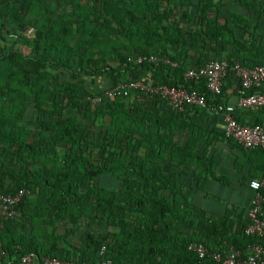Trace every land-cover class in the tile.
Listing matches in <instances>:
<instances>
[{
	"label": "trees",
	"instance_id": "trees-1",
	"mask_svg": "<svg viewBox=\"0 0 264 264\" xmlns=\"http://www.w3.org/2000/svg\"><path fill=\"white\" fill-rule=\"evenodd\" d=\"M263 19L264 0H0V194L28 191L17 217L0 216V264L25 255L99 264L102 246L114 264H195L192 241H256L242 213L193 201L205 172L191 167L199 139L220 114L197 105L178 112L141 92L91 98L102 91L97 81L148 73V84L226 103L232 83L243 92L232 70L216 97L184 72L210 60L263 63ZM139 54L158 62L128 60ZM236 112L254 110L234 116L264 125Z\"/></svg>",
	"mask_w": 264,
	"mask_h": 264
},
{
	"label": "built area",
	"instance_id": "built-area-1",
	"mask_svg": "<svg viewBox=\"0 0 264 264\" xmlns=\"http://www.w3.org/2000/svg\"><path fill=\"white\" fill-rule=\"evenodd\" d=\"M25 34L33 36V30L29 28ZM136 63L146 60L157 63L156 56L136 55L128 57ZM164 62H170L167 59ZM171 63V62H170ZM173 66L176 63H171ZM232 70L235 78L243 89L236 103L214 102L208 105L204 95L196 90L169 86L163 83L148 84L143 79L128 80L117 83L103 89L99 94L91 98L92 102L101 101L104 98L127 96L141 92L148 96H159L165 100L168 106L178 112L183 111L186 105H197L212 114L222 116V129L226 138L245 149H260L264 153V125L242 124L234 116L238 109H264V62L254 67H247L239 62L230 64L226 60H210L202 66L190 68L184 72L186 80L204 79L206 87L213 97L221 93L222 85L228 70ZM248 186L252 190L250 204L246 212V226L244 233L256 237L244 248H237L224 242L222 245L209 248L202 242L192 241L187 245V250L196 256L195 264H264V174L251 178ZM27 190L20 189L15 194H0V216L15 218L19 215L18 204ZM105 246L99 250L102 257L99 264H114L111 258L105 257ZM16 264H35L31 255L20 257ZM39 264H91L79 259H61L55 257H43Z\"/></svg>",
	"mask_w": 264,
	"mask_h": 264
},
{
	"label": "crops",
	"instance_id": "crops-1",
	"mask_svg": "<svg viewBox=\"0 0 264 264\" xmlns=\"http://www.w3.org/2000/svg\"><path fill=\"white\" fill-rule=\"evenodd\" d=\"M138 76L139 79L150 78L148 73H140ZM236 87V83H232L227 89L226 103H236L240 96ZM236 116L244 117L246 120L251 119V116H257L264 124V110L256 112L254 110L252 115L236 112ZM195 120L199 122L197 117ZM209 130L212 132L208 134L204 132L199 139V142L203 141L202 146L198 145L200 158L191 166L192 170L197 171L205 168V172L200 175V177L204 175L203 188L194 193L193 201L209 213L223 214L225 209L233 208L236 210L233 211L235 217L242 213L241 219L246 221V212L253 193L248 181L264 174V153L260 149H242L223 138L220 135L222 130L220 119L215 121Z\"/></svg>",
	"mask_w": 264,
	"mask_h": 264
},
{
	"label": "rangeland",
	"instance_id": "rangeland-1",
	"mask_svg": "<svg viewBox=\"0 0 264 264\" xmlns=\"http://www.w3.org/2000/svg\"><path fill=\"white\" fill-rule=\"evenodd\" d=\"M35 12H36V10H34V13ZM34 13H32V14H34ZM112 44H116V43H114V42H108L106 46H112ZM95 85H96L95 88H96L97 91H99L101 89L103 90L104 88L109 87L106 82L104 83V82H101V81H97ZM98 128L99 127H97L95 130H98Z\"/></svg>",
	"mask_w": 264,
	"mask_h": 264
}]
</instances>
